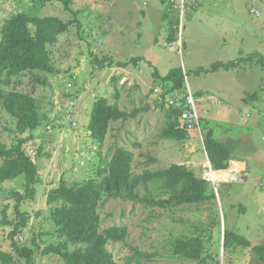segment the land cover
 Wrapping results in <instances>:
<instances>
[{"label":"rangeland","instance_id":"374dc122","mask_svg":"<svg viewBox=\"0 0 264 264\" xmlns=\"http://www.w3.org/2000/svg\"><path fill=\"white\" fill-rule=\"evenodd\" d=\"M179 3L72 0L66 8L55 0H0V28L20 12L56 16L67 23L57 42L48 45L51 72L26 71L0 89V140L8 147L21 144L37 170L32 195L22 175L0 183V250L13 255L11 264H65L60 256L44 253L60 240L51 219L57 204H49L47 195L61 179L67 184L98 179L100 166L119 146L133 152L134 173L178 163L202 175L208 128L223 140L250 134L258 151L247 154L249 181L220 185L222 204L216 196L197 205L166 208L147 206L141 199L102 201L100 229L124 225L128 230L124 241H109L107 249L113 264H125L135 248L141 254L128 264H262L250 248L234 240L224 246L223 233L230 229L251 244L264 243V68L256 63L259 57L230 69L198 68L236 61L255 51L264 61V0H183V8ZM118 62L129 64L120 67ZM178 66L184 74L181 89L189 88L196 98L215 97L198 102L202 137L192 131L183 140L159 135L168 110L159 94L171 87L163 77ZM11 88L37 99L40 124L35 130L18 133L16 118L3 106L4 93ZM249 91L255 94L249 97ZM100 97L134 113L112 122L101 145L87 130L92 104ZM244 147L248 145L240 140L235 143L237 150ZM220 172H211L214 194ZM224 187L237 189L228 203ZM144 194L139 188V197ZM182 235L200 236L203 260L172 252L171 242ZM22 247L31 250L28 257L19 254L17 248Z\"/></svg>","mask_w":264,"mask_h":264},{"label":"trees","instance_id":"16d2710c","mask_svg":"<svg viewBox=\"0 0 264 264\" xmlns=\"http://www.w3.org/2000/svg\"><path fill=\"white\" fill-rule=\"evenodd\" d=\"M49 2L53 0H38ZM66 8L72 0H55ZM67 28V23L56 16H38L27 13L11 15L0 28V89L8 86L14 77H19L26 71L41 70L51 72V62L48 45L54 44L58 36ZM264 68L262 55L252 52L247 57L227 62H215L209 68H198V71H215L219 68L230 69L247 60ZM135 59L133 63H135ZM129 62H118L125 67ZM163 79L171 82L168 89L180 88L184 74L180 66L169 69ZM255 94V93H254ZM118 97L117 91L114 95ZM163 105V102H161ZM5 110L16 118L18 133L35 130L40 124L37 99L27 92L11 88L3 96ZM166 125L160 132V137L169 140H183L187 137V130L179 119V108H167ZM111 103L108 98L96 99L91 107L87 130L100 145L112 122L126 119L129 115ZM22 140H20V143ZM203 148L212 169H226L230 157V147L213 137L208 129L204 135ZM0 183L24 176L27 194L32 195L36 181V165L16 143L6 146L0 140ZM133 152L124 147H116L111 157L100 166L97 178L77 181L71 184L63 179L57 187L51 189L47 195L49 204H57L51 212V219L56 227L60 240L50 244L44 253L56 254L65 264H113V256L107 249L109 241H124L128 236L127 227L112 225L100 229L98 207L102 201L111 198L141 199L147 206L162 208L180 206L184 204H201L215 198L211 183L198 174L193 168L185 164L172 163L168 167L156 170L144 169L141 173L132 171ZM139 188L145 194L139 197ZM153 190L156 194H153ZM16 197L21 195L15 193ZM17 227V225H16ZM224 246L231 240L237 244L250 248V252L264 264V243L251 244L247 238L226 229L224 231ZM73 246V247H71ZM172 252L184 258L201 259L203 242L198 235H182L171 242ZM19 254L29 256L27 247L17 248ZM141 253L135 248L126 257V263L136 259ZM203 260V259H201ZM13 255L0 250V264H11Z\"/></svg>","mask_w":264,"mask_h":264},{"label":"crops","instance_id":"0c3cea01","mask_svg":"<svg viewBox=\"0 0 264 264\" xmlns=\"http://www.w3.org/2000/svg\"><path fill=\"white\" fill-rule=\"evenodd\" d=\"M245 94H247V96L250 97L251 94H254V92L251 93V91H249V92H245ZM263 96H264V94H263ZM205 97L214 98V100H215V97L213 95H211V94H207V95H205ZM205 97L201 96L199 98H200V100L203 101ZM213 102H215V101H213ZM241 102L249 103L250 101H246V100L243 101V99L241 98ZM215 103H217V104L220 103V100H219V102H215ZM247 106L250 108L251 104H249V105L247 104ZM204 112L206 113V110ZM236 121H239V117L237 118ZM208 129H211V128H208ZM208 129H207V132L205 133L207 135H208ZM227 131H232V130H228V129L226 130L225 129V133ZM212 132H213V130H212ZM213 137L216 138L217 140L221 141V142L226 143L231 149L230 157H229V160H228V167L226 169H220V170L213 169V170L219 171V172L222 171V172H220V181H215L214 182V185H216V187H217V193H218V194H215V196L217 197L218 201H220L221 204H222V201H223L224 197L221 196V194H220V192L218 190V187L220 185H222V184L249 181L248 180V176H249V170H248L249 161L248 160H249V158H248L247 154H250V153L254 154V153H256L258 151V149H257V146H255L251 142V136H250V134L248 132H244L243 134L240 132L239 136H235V135L233 136V134H232V137H229V138L226 137L227 139H224V140H223V138L219 139L214 134H213ZM261 139L264 140V136L263 135L261 136ZM239 140L243 144L248 145V147H244L242 150H237V148H235V143L237 141H239ZM203 151H204V148H203ZM204 155H205V157L207 159V155H206L205 151H204ZM234 162H235V164H237L236 167L238 165L239 166L236 169H234L233 171L229 172L228 170L231 167H233V163ZM224 171H226V172H224ZM259 183L260 182H256V184H259ZM240 188L241 187H239V191H241ZM224 191H225L224 196L226 197L225 201L228 203L229 201L232 200L231 199V196H233L232 193L233 192H237V189L236 188L232 189L231 187H229V190H228L227 188L224 187Z\"/></svg>","mask_w":264,"mask_h":264},{"label":"built area","instance_id":"2783aa9c","mask_svg":"<svg viewBox=\"0 0 264 264\" xmlns=\"http://www.w3.org/2000/svg\"><path fill=\"white\" fill-rule=\"evenodd\" d=\"M180 0H177L179 3ZM180 4V3H179ZM181 7L183 8V0H181ZM158 89H155L157 92ZM159 98L162 100L164 105L168 108H179L180 115L179 119L181 124L186 128L188 132H195L200 137L203 136L200 125V115L198 110L199 97H195L193 93L187 89L175 88V89H165ZM202 177L206 180H211L210 173L215 170L212 169L208 159L207 163L203 165Z\"/></svg>","mask_w":264,"mask_h":264},{"label":"bare ground","instance_id":"6f19581e","mask_svg":"<svg viewBox=\"0 0 264 264\" xmlns=\"http://www.w3.org/2000/svg\"><path fill=\"white\" fill-rule=\"evenodd\" d=\"M210 176H211V173H210Z\"/></svg>","mask_w":264,"mask_h":264}]
</instances>
